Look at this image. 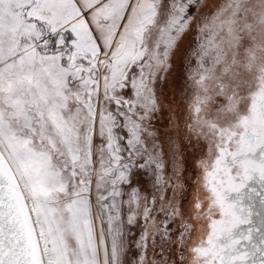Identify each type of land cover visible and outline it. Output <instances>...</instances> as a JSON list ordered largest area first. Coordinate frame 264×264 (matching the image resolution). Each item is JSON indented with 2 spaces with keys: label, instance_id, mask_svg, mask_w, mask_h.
<instances>
[{
  "label": "snow or ice",
  "instance_id": "1",
  "mask_svg": "<svg viewBox=\"0 0 264 264\" xmlns=\"http://www.w3.org/2000/svg\"><path fill=\"white\" fill-rule=\"evenodd\" d=\"M0 264H264V0H0Z\"/></svg>",
  "mask_w": 264,
  "mask_h": 264
},
{
  "label": "rangeland",
  "instance_id": "2",
  "mask_svg": "<svg viewBox=\"0 0 264 264\" xmlns=\"http://www.w3.org/2000/svg\"><path fill=\"white\" fill-rule=\"evenodd\" d=\"M190 43L189 38H185L180 44L179 50L173 56V68L171 73L168 75L167 79L159 85L160 98L163 102V108L160 114L159 126L163 129L167 126L170 116L173 114V109L177 107L178 114L182 110L183 105L181 104L182 100V88L183 81L181 79L183 72V55L185 48ZM180 102L172 108L173 102ZM193 161L189 160V172L191 179L188 181V198L191 199V196L194 191V181L198 172L192 167Z\"/></svg>",
  "mask_w": 264,
  "mask_h": 264
},
{
  "label": "bare ground",
  "instance_id": "3",
  "mask_svg": "<svg viewBox=\"0 0 264 264\" xmlns=\"http://www.w3.org/2000/svg\"><path fill=\"white\" fill-rule=\"evenodd\" d=\"M179 103H180V102H177V101L173 102L172 108H174L175 106H177V104H179ZM173 111H174V109H173ZM175 113L178 114L177 107H176V109H175Z\"/></svg>",
  "mask_w": 264,
  "mask_h": 264
}]
</instances>
